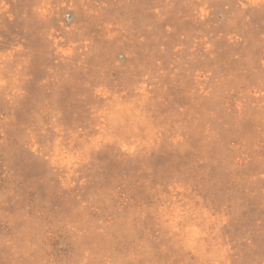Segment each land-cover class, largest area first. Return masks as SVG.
<instances>
[{"label": "rangeland", "instance_id": "374dc122", "mask_svg": "<svg viewBox=\"0 0 264 264\" xmlns=\"http://www.w3.org/2000/svg\"><path fill=\"white\" fill-rule=\"evenodd\" d=\"M0 264H264V0H0Z\"/></svg>", "mask_w": 264, "mask_h": 264}]
</instances>
